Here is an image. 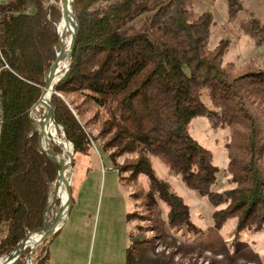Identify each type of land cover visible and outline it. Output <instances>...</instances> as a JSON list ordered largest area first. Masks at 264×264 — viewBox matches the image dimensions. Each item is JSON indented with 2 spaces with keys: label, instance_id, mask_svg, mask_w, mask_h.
<instances>
[{
  "label": "trees",
  "instance_id": "obj_1",
  "mask_svg": "<svg viewBox=\"0 0 264 264\" xmlns=\"http://www.w3.org/2000/svg\"><path fill=\"white\" fill-rule=\"evenodd\" d=\"M226 2L232 20L241 4ZM71 7L78 33L70 67L54 84L51 102L55 124L73 146V162L77 153L89 154L97 140L110 152L122 185L145 175L149 194L169 209V226L200 232L189 206L155 174L150 158L158 157L168 172L208 199L214 227L234 218L236 233L261 229L264 67L252 61L224 64L227 44L209 46L212 15L196 12L194 0H72ZM60 18L57 0H9L0 13V66L8 67L0 71V259L43 224L57 178V164L38 146L30 109L60 44ZM243 27L264 45V21L251 18ZM197 116L227 131L232 187L223 193L211 190L217 173L211 151L189 133ZM28 252L24 249L16 264H25ZM137 254L127 247L125 264H137ZM46 258L41 246L35 264Z\"/></svg>",
  "mask_w": 264,
  "mask_h": 264
},
{
  "label": "rangeland",
  "instance_id": "obj_2",
  "mask_svg": "<svg viewBox=\"0 0 264 264\" xmlns=\"http://www.w3.org/2000/svg\"><path fill=\"white\" fill-rule=\"evenodd\" d=\"M239 2L241 10L232 20L227 16L226 0H194V10L212 15L209 46L213 47L219 41L227 44L224 64L252 61L253 65L264 67V45L255 43L243 27L244 21L251 18L264 21V0ZM57 5L60 8L59 0ZM204 101L209 103L207 98ZM30 115L37 129L34 110ZM54 125L58 138L66 140L62 129ZM189 133L213 155L217 173L211 190L223 193L230 189L232 184L226 172L228 160L224 147L228 141L227 131L213 129L205 116H197L189 125ZM51 144L56 150L61 147L60 154L64 152L63 144L55 140ZM109 154L94 139L89 154L75 155L67 173L72 179L73 199L68 221L56 236L36 246L32 256L43 246L49 254L47 259H52L56 243L62 240L64 250L76 249L75 264H123L125 248L129 246L138 252L137 264H264V226L256 231L246 229L236 233L235 219L230 218L222 226L214 227L213 208L208 199L189 189L179 175L168 172L158 157H151L155 174L189 206L191 221L200 232L190 234L171 228L169 209L149 194L147 177L140 174L134 181H128V185H122ZM62 157L67 160L65 154ZM123 161V157L116 159L118 164ZM129 176V172L124 174L128 180ZM49 194L48 205L53 184ZM130 213L133 215L128 220ZM49 217L50 211L46 214V218Z\"/></svg>",
  "mask_w": 264,
  "mask_h": 264
},
{
  "label": "water",
  "instance_id": "obj_3",
  "mask_svg": "<svg viewBox=\"0 0 264 264\" xmlns=\"http://www.w3.org/2000/svg\"><path fill=\"white\" fill-rule=\"evenodd\" d=\"M59 3H60L61 18L59 23L56 25V30L60 38V44L56 50L55 58L44 79V86L41 95L37 100V102L33 105V107L37 105L40 101L41 96L44 93H47L48 99L46 101V106L51 105L52 124H55L54 106L51 102V96L54 93L53 86L70 67L72 47L74 45L79 28V21L72 11V7H71L72 0H59ZM65 13L69 15V19H70L68 33L65 36V40L70 39L69 51H68V64L63 74L60 77H58L56 81L53 82L54 78L58 75V63L60 58L61 47L63 44V39H61L59 34V25L61 21L64 19ZM33 107L30 109V114L32 113ZM43 114H46V107L43 110ZM30 121L33 125V131L37 133V143L39 148L58 166L57 178L53 182L52 199L44 211L43 224L40 227H37L29 231L17 246H15L9 253L3 255L1 257L2 260L0 261V264H16L21 259L23 251L26 248H29L28 259L31 260L35 247L46 241L52 235H54L63 225L64 221L68 218L70 212L71 196H72V179L63 176L61 158L62 156H64V152L60 154L51 144V141L54 142V139H52L49 135L50 134L48 131L49 124L47 123V118L45 115L43 116L42 122L40 125H38L37 129L34 128V122H33L34 120L32 119L31 115H30ZM68 143L70 144L72 149L70 152L67 153L66 156H67V162L71 168V165L73 163V146L71 145L70 142ZM59 181H62L66 186L65 195L63 196L58 193L57 187ZM48 211H50L49 219L46 218V214L48 213ZM33 234H41V236L39 237V239L31 242L30 240ZM13 255H14V259L11 261V257Z\"/></svg>",
  "mask_w": 264,
  "mask_h": 264
},
{
  "label": "bare ground",
  "instance_id": "obj_4",
  "mask_svg": "<svg viewBox=\"0 0 264 264\" xmlns=\"http://www.w3.org/2000/svg\"><path fill=\"white\" fill-rule=\"evenodd\" d=\"M69 24H70L69 15H67V13H65L64 19L61 21V23L59 25V34H60L61 39H63V44L61 47L60 58H59V63H58V75L54 78L53 82L56 81L57 78L63 74V72L65 71L67 64H68L67 59H68L70 39L65 40V36L68 33ZM47 99H48V94L44 93L41 96L39 103L33 107L32 113L34 110V112L36 114V122L38 123V125L41 124L43 116L44 115L46 116L47 123L49 124L48 131L50 133L49 134L50 137L52 139H54L55 141H58L59 143L63 144L64 154L67 155V153L70 152L72 148L66 140L58 138L56 126L51 123V105L46 106ZM45 107H46V114H43V110L45 109ZM61 166H62L63 176L67 177V173L70 170V166H69L67 160L64 159L63 157L61 158ZM64 185L65 184L62 181H59L58 187H57L58 193L62 196L65 195ZM40 236H41V234H33L30 241L33 242L34 240L39 239ZM13 259H14V255L11 257V261Z\"/></svg>",
  "mask_w": 264,
  "mask_h": 264
},
{
  "label": "crops",
  "instance_id": "obj_5",
  "mask_svg": "<svg viewBox=\"0 0 264 264\" xmlns=\"http://www.w3.org/2000/svg\"><path fill=\"white\" fill-rule=\"evenodd\" d=\"M67 221H68V218L64 221L63 225L59 228L57 233L60 232L63 226L66 225ZM57 233L55 234V236L57 235ZM47 242L48 240L46 241V243ZM46 253L48 257L49 254L47 251ZM76 256H77L76 249L69 248V249L64 250V248L62 247V240H59V242L56 243V251H55L54 256H52V259L46 258V263L47 264H75L76 259H77ZM122 262L123 264H125V257L123 258Z\"/></svg>",
  "mask_w": 264,
  "mask_h": 264
},
{
  "label": "built area",
  "instance_id": "obj_6",
  "mask_svg": "<svg viewBox=\"0 0 264 264\" xmlns=\"http://www.w3.org/2000/svg\"><path fill=\"white\" fill-rule=\"evenodd\" d=\"M8 3H9V0H0V13H1V10L8 5ZM0 57H1V55H0ZM3 68H8V67L6 64H4L3 66H0V71ZM2 127H3V110H2V90L0 87V137H1V133H2ZM34 256L35 255L32 256L31 260L26 259V264H35ZM44 264H47L46 261L44 262Z\"/></svg>",
  "mask_w": 264,
  "mask_h": 264
}]
</instances>
